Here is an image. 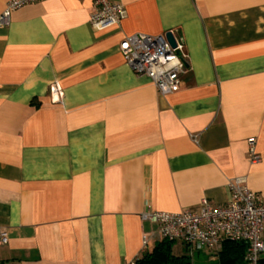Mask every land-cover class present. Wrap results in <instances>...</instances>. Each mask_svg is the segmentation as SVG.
<instances>
[{"label": "crops", "instance_id": "0c3cea01", "mask_svg": "<svg viewBox=\"0 0 264 264\" xmlns=\"http://www.w3.org/2000/svg\"><path fill=\"white\" fill-rule=\"evenodd\" d=\"M121 2L105 29L93 0H36L0 27V264L133 263L157 243L147 207L223 204L236 177L264 195V0ZM170 29L187 71L162 95L119 43Z\"/></svg>", "mask_w": 264, "mask_h": 264}, {"label": "built area", "instance_id": "2783aa9c", "mask_svg": "<svg viewBox=\"0 0 264 264\" xmlns=\"http://www.w3.org/2000/svg\"><path fill=\"white\" fill-rule=\"evenodd\" d=\"M36 0H10L0 13V27L10 21L16 7ZM125 16L121 0H93L90 23L95 29H105L120 24ZM170 33L174 46L168 41ZM126 64L137 74L147 76L162 95L170 94L181 86L187 71L185 44L175 29L151 35L133 33L119 43ZM57 89V88H56ZM59 97L61 92L57 89ZM250 163L261 160L256 150V139H247ZM229 197L223 204H214L202 198L197 207L179 211H157L147 207L141 212L143 221L154 225L151 237L180 242L192 256L202 249L221 250L225 241L245 243V264H262L264 256V195L251 190L244 177L229 183ZM5 231H0V243H7ZM147 242L144 237L143 243ZM129 264H135L129 263Z\"/></svg>", "mask_w": 264, "mask_h": 264}, {"label": "trees", "instance_id": "16d2710c", "mask_svg": "<svg viewBox=\"0 0 264 264\" xmlns=\"http://www.w3.org/2000/svg\"><path fill=\"white\" fill-rule=\"evenodd\" d=\"M174 241L163 239L157 241L155 246L142 254L135 264H192L190 256L182 253L177 254L174 251ZM246 250L245 243L225 241L219 251L220 264H245L244 254ZM264 264V256L261 259Z\"/></svg>", "mask_w": 264, "mask_h": 264}, {"label": "rangeland", "instance_id": "374dc122", "mask_svg": "<svg viewBox=\"0 0 264 264\" xmlns=\"http://www.w3.org/2000/svg\"><path fill=\"white\" fill-rule=\"evenodd\" d=\"M184 253L190 255L187 250ZM190 260L192 264H220L219 250L204 248L201 251L194 252L190 256Z\"/></svg>", "mask_w": 264, "mask_h": 264}, {"label": "water", "instance_id": "95a60500", "mask_svg": "<svg viewBox=\"0 0 264 264\" xmlns=\"http://www.w3.org/2000/svg\"><path fill=\"white\" fill-rule=\"evenodd\" d=\"M166 37H167L168 41L171 43V45L174 46L173 38H172V36H171V34L169 32L166 33Z\"/></svg>", "mask_w": 264, "mask_h": 264}]
</instances>
